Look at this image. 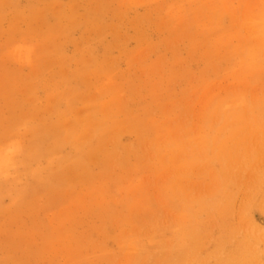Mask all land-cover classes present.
Wrapping results in <instances>:
<instances>
[{"label": "rangeland", "instance_id": "obj_1", "mask_svg": "<svg viewBox=\"0 0 264 264\" xmlns=\"http://www.w3.org/2000/svg\"><path fill=\"white\" fill-rule=\"evenodd\" d=\"M0 264H264V0H0Z\"/></svg>", "mask_w": 264, "mask_h": 264}]
</instances>
